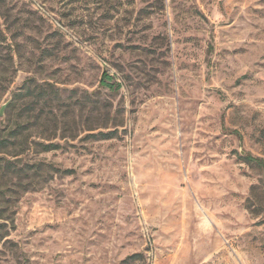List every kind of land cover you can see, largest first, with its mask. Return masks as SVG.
Here are the masks:
<instances>
[{
	"label": "rangeland",
	"instance_id": "rangeland-1",
	"mask_svg": "<svg viewBox=\"0 0 264 264\" xmlns=\"http://www.w3.org/2000/svg\"><path fill=\"white\" fill-rule=\"evenodd\" d=\"M249 154L264 0H0V264H264Z\"/></svg>",
	"mask_w": 264,
	"mask_h": 264
},
{
	"label": "trees",
	"instance_id": "trees-1",
	"mask_svg": "<svg viewBox=\"0 0 264 264\" xmlns=\"http://www.w3.org/2000/svg\"><path fill=\"white\" fill-rule=\"evenodd\" d=\"M110 79H111V77L109 75L105 74L103 76V78L101 79V82H100L101 86H107V87H111L112 88L114 86V84L110 82ZM98 135L101 136V138H103V139H108V138L114 137L115 133L112 132V131L111 132H105V133L101 132ZM94 136H96V135H94ZM60 147L61 146L59 144H56V143H48V144H44L43 145V149L45 151L58 149ZM247 157L249 158V160L255 161L257 164L262 166L263 172H264V158H262V157H254V156H252L250 154L247 155ZM137 256H139V255L138 254H134V255H131L130 258H135Z\"/></svg>",
	"mask_w": 264,
	"mask_h": 264
}]
</instances>
